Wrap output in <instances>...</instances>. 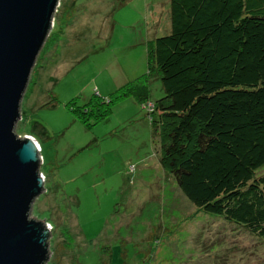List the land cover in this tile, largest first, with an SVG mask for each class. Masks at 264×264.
Masks as SVG:
<instances>
[{"label": "rangeland", "instance_id": "1", "mask_svg": "<svg viewBox=\"0 0 264 264\" xmlns=\"http://www.w3.org/2000/svg\"><path fill=\"white\" fill-rule=\"evenodd\" d=\"M157 1L159 33L156 26L149 36L139 17ZM170 29L167 0H60L16 125L41 146L45 191L31 217L52 226L47 264L264 262V239L182 192L135 96L96 123L79 117L95 97L108 102L146 74L150 41ZM149 89L153 102L164 95L160 77L149 78Z\"/></svg>", "mask_w": 264, "mask_h": 264}, {"label": "trees", "instance_id": "2", "mask_svg": "<svg viewBox=\"0 0 264 264\" xmlns=\"http://www.w3.org/2000/svg\"><path fill=\"white\" fill-rule=\"evenodd\" d=\"M170 20L149 43L148 72L79 117L96 123L135 96L162 166L191 202L264 239V0H170ZM153 76L164 89L155 102Z\"/></svg>", "mask_w": 264, "mask_h": 264}, {"label": "water", "instance_id": "3", "mask_svg": "<svg viewBox=\"0 0 264 264\" xmlns=\"http://www.w3.org/2000/svg\"><path fill=\"white\" fill-rule=\"evenodd\" d=\"M60 0H0V264H47L52 230L31 217L45 191L38 141L16 132ZM40 144V143H39Z\"/></svg>", "mask_w": 264, "mask_h": 264}, {"label": "crops", "instance_id": "4", "mask_svg": "<svg viewBox=\"0 0 264 264\" xmlns=\"http://www.w3.org/2000/svg\"><path fill=\"white\" fill-rule=\"evenodd\" d=\"M167 2H170V0H167ZM161 4V1H157V5L155 6V8L152 10L151 16L149 14V10H150V5L148 4V8H147V12L139 17L141 19H143L144 23H145V30L147 31V34L150 36L151 32L153 31V28H156L155 33L158 34L159 33V24H155V21L158 19V16L156 14V8L157 6ZM166 4V3H165ZM169 4V3H168ZM166 6V5H165ZM101 35H104L105 38H107V35L105 34V32L100 31V37H102ZM37 140V139H36ZM38 141V140H37Z\"/></svg>", "mask_w": 264, "mask_h": 264}, {"label": "built area", "instance_id": "5", "mask_svg": "<svg viewBox=\"0 0 264 264\" xmlns=\"http://www.w3.org/2000/svg\"><path fill=\"white\" fill-rule=\"evenodd\" d=\"M35 139V138H34ZM38 146H39V149L41 150V146L40 144L38 143ZM48 225L50 226V228L52 229V226L48 223Z\"/></svg>", "mask_w": 264, "mask_h": 264}]
</instances>
